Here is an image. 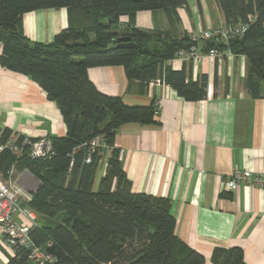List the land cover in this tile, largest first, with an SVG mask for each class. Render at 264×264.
<instances>
[{"label": "trees", "instance_id": "1", "mask_svg": "<svg viewBox=\"0 0 264 264\" xmlns=\"http://www.w3.org/2000/svg\"><path fill=\"white\" fill-rule=\"evenodd\" d=\"M216 1L226 24L247 22L250 16L253 21L242 39L228 45L201 42L200 48L244 56L246 87L253 97L261 96L264 0ZM187 5L188 0H0V65L37 83L57 103L67 128L65 136L49 137L54 148L50 158L16 162L9 153L0 157L4 175L16 163L18 172L26 169L40 181L30 207L37 214L32 240L52 257L43 264H205V256L177 235L172 200L132 191L115 145L123 124L157 123L155 103L127 104L120 96L100 91L88 75L91 67L120 65L128 79L140 81L143 89L161 78L188 101L206 98L207 75L194 80L185 68L167 65L180 49L197 42L136 26L141 11H163L173 23L179 18L178 8ZM51 8L66 9L68 26L52 42L30 39L24 15ZM124 16L127 23L122 22ZM120 36H131L136 45L119 47ZM11 133L4 130L5 136ZM98 136L107 148L99 147L87 163L90 142ZM102 166L105 172L96 187ZM29 254L26 248L18 250L7 264H38ZM211 260L247 264L239 246L215 247Z\"/></svg>", "mask_w": 264, "mask_h": 264}, {"label": "crops", "instance_id": "2", "mask_svg": "<svg viewBox=\"0 0 264 264\" xmlns=\"http://www.w3.org/2000/svg\"><path fill=\"white\" fill-rule=\"evenodd\" d=\"M178 17L171 23L163 11H141L136 26L183 39L225 23L216 0H188L178 8ZM128 20L122 17L123 23ZM67 26L63 8L24 15L25 33L34 41L52 42ZM167 65L185 68L194 80L207 75L212 91L202 100L188 101L167 83L143 89L120 65L88 69L103 93L157 108L156 124L126 123L116 136L132 191L170 198L177 235L205 256V264H214L215 247L235 246L243 248L247 264H264V189L241 185L230 191L227 186L235 169L264 172V88L261 96L250 94L247 60L229 51L199 64L173 59ZM5 129L33 138L67 133L57 103L28 76L0 65V130ZM9 259L0 246V264Z\"/></svg>", "mask_w": 264, "mask_h": 264}, {"label": "built area", "instance_id": "3", "mask_svg": "<svg viewBox=\"0 0 264 264\" xmlns=\"http://www.w3.org/2000/svg\"><path fill=\"white\" fill-rule=\"evenodd\" d=\"M252 21L253 16H250L247 22L210 26L194 33L190 38L198 45L206 41H218L228 45L231 41L242 39ZM197 44L186 49H180L174 59L199 64L205 57L216 59L222 54L217 48H211L205 52ZM229 53L232 54L231 51ZM150 83L165 82L158 78ZM211 91L212 86H209L208 94ZM99 147L107 148V144L101 136L90 142V152L86 158L87 163L91 162L92 153L97 151ZM5 153L11 154L17 162L23 158H50L54 155V148L49 137L33 138L23 135L20 138V135L15 132L5 136L4 130H0V157ZM109 155L110 149L108 147L106 157ZM101 162H105V160ZM25 176H28L31 185H37L38 179L26 169L18 172L16 163L11 166L7 175L0 171V246L12 257L16 256L18 250L26 248L30 251V259L38 264H43L46 261H52V257L32 240L33 229L37 227V214L30 207L34 192L19 181ZM241 185H251L264 189V172L248 169L233 170L228 176V190L236 191Z\"/></svg>", "mask_w": 264, "mask_h": 264}, {"label": "rangeland", "instance_id": "4", "mask_svg": "<svg viewBox=\"0 0 264 264\" xmlns=\"http://www.w3.org/2000/svg\"><path fill=\"white\" fill-rule=\"evenodd\" d=\"M158 79V78H156ZM156 79H153L152 81L156 80ZM104 166L100 167L99 170H98V174H97V181H96V187L99 183V179L101 178L102 176V170H103ZM19 181L21 182V184H23L24 186H26L28 189L32 190L34 193L37 191V189L39 188L40 186V181L38 180V183L37 185H31L30 182H29V179H28V176H25V177H22L21 179H19Z\"/></svg>", "mask_w": 264, "mask_h": 264}, {"label": "water", "instance_id": "5", "mask_svg": "<svg viewBox=\"0 0 264 264\" xmlns=\"http://www.w3.org/2000/svg\"><path fill=\"white\" fill-rule=\"evenodd\" d=\"M116 41L119 47H134L136 45L131 36H120Z\"/></svg>", "mask_w": 264, "mask_h": 264}]
</instances>
